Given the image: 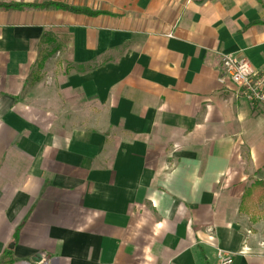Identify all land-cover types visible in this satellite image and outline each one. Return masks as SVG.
<instances>
[{"label":"crops","instance_id":"crops-1","mask_svg":"<svg viewBox=\"0 0 264 264\" xmlns=\"http://www.w3.org/2000/svg\"><path fill=\"white\" fill-rule=\"evenodd\" d=\"M0 257L264 264V113L216 85L264 72V0H0Z\"/></svg>","mask_w":264,"mask_h":264},{"label":"built area","instance_id":"built-area-1","mask_svg":"<svg viewBox=\"0 0 264 264\" xmlns=\"http://www.w3.org/2000/svg\"><path fill=\"white\" fill-rule=\"evenodd\" d=\"M217 86L228 83L237 93V97L250 107H256L264 113V72H255L249 65L228 55L219 59V78ZM217 264H231V258L217 255Z\"/></svg>","mask_w":264,"mask_h":264},{"label":"trees","instance_id":"trees-1","mask_svg":"<svg viewBox=\"0 0 264 264\" xmlns=\"http://www.w3.org/2000/svg\"><path fill=\"white\" fill-rule=\"evenodd\" d=\"M57 10L63 13H67L72 16H87V17H94L93 15L86 14L83 12H74L67 10L62 7L53 6V5H42L40 7H27V6H3L0 5V11L4 13L9 12H19L21 10ZM264 197V185H252L250 189L244 193L242 197V202L240 203V211L243 214H247L249 210L245 209V207L251 203H259L261 201V198ZM8 253L2 254L0 257V264H10V261L8 259Z\"/></svg>","mask_w":264,"mask_h":264},{"label":"rangeland","instance_id":"rangeland-1","mask_svg":"<svg viewBox=\"0 0 264 264\" xmlns=\"http://www.w3.org/2000/svg\"><path fill=\"white\" fill-rule=\"evenodd\" d=\"M253 217L261 218L264 217V206L263 205H255L253 208Z\"/></svg>","mask_w":264,"mask_h":264}]
</instances>
